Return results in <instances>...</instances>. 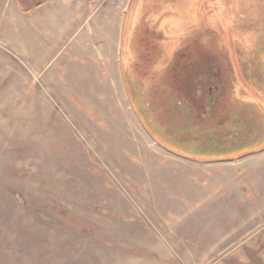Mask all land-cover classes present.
Listing matches in <instances>:
<instances>
[{
  "label": "rangeland",
  "instance_id": "rangeland-1",
  "mask_svg": "<svg viewBox=\"0 0 264 264\" xmlns=\"http://www.w3.org/2000/svg\"><path fill=\"white\" fill-rule=\"evenodd\" d=\"M5 1L0 264H264V0Z\"/></svg>",
  "mask_w": 264,
  "mask_h": 264
},
{
  "label": "crops",
  "instance_id": "crops-1",
  "mask_svg": "<svg viewBox=\"0 0 264 264\" xmlns=\"http://www.w3.org/2000/svg\"><path fill=\"white\" fill-rule=\"evenodd\" d=\"M86 1L89 0H42L41 2L39 0H11V5L10 0H6L4 3V8L6 6L9 7V9H11L10 7H13L18 13H21L22 11L30 13L34 9L38 10V7L44 8L48 18L50 13H55L57 15H62L64 13L75 15L80 13V10L86 6ZM128 3H130V1ZM26 6H28V8H25ZM128 6L130 5L128 4L127 7ZM53 19L55 24L61 21L59 18ZM262 153H264V151Z\"/></svg>",
  "mask_w": 264,
  "mask_h": 264
},
{
  "label": "trees",
  "instance_id": "trees-1",
  "mask_svg": "<svg viewBox=\"0 0 264 264\" xmlns=\"http://www.w3.org/2000/svg\"><path fill=\"white\" fill-rule=\"evenodd\" d=\"M130 7V6H129ZM208 54V53H207ZM208 56H210L211 58H213L214 56L213 55H210V54H208ZM215 59V58H214Z\"/></svg>",
  "mask_w": 264,
  "mask_h": 264
},
{
  "label": "flooded vegetation",
  "instance_id": "flooded-vegetation-1",
  "mask_svg": "<svg viewBox=\"0 0 264 264\" xmlns=\"http://www.w3.org/2000/svg\"><path fill=\"white\" fill-rule=\"evenodd\" d=\"M195 43H197V40H195Z\"/></svg>",
  "mask_w": 264,
  "mask_h": 264
}]
</instances>
